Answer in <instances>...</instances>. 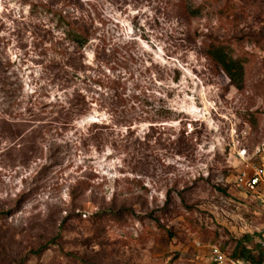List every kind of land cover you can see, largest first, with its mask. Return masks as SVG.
Listing matches in <instances>:
<instances>
[{
    "label": "rangeland",
    "instance_id": "1",
    "mask_svg": "<svg viewBox=\"0 0 264 264\" xmlns=\"http://www.w3.org/2000/svg\"><path fill=\"white\" fill-rule=\"evenodd\" d=\"M256 169L264 0H0V264L263 258Z\"/></svg>",
    "mask_w": 264,
    "mask_h": 264
},
{
    "label": "built area",
    "instance_id": "2",
    "mask_svg": "<svg viewBox=\"0 0 264 264\" xmlns=\"http://www.w3.org/2000/svg\"><path fill=\"white\" fill-rule=\"evenodd\" d=\"M239 180L245 183L247 190L257 195L258 199L264 204V172L262 170L242 171ZM259 245L264 253V233L260 236ZM209 255L214 264H253L248 260L227 257L215 245L209 248ZM261 264H264V261Z\"/></svg>",
    "mask_w": 264,
    "mask_h": 264
},
{
    "label": "trees",
    "instance_id": "3",
    "mask_svg": "<svg viewBox=\"0 0 264 264\" xmlns=\"http://www.w3.org/2000/svg\"><path fill=\"white\" fill-rule=\"evenodd\" d=\"M208 55L221 68L230 83L235 87H239L243 82V66L241 62L229 56L221 46L211 45L208 50ZM247 254L245 260H248L253 264H261L264 261V253L262 250L261 254L263 258L251 256L249 252H247ZM230 257L238 259V257L234 255H230Z\"/></svg>",
    "mask_w": 264,
    "mask_h": 264
}]
</instances>
